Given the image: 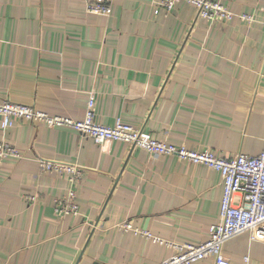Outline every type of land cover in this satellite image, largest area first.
<instances>
[{"label": "crops", "instance_id": "1", "mask_svg": "<svg viewBox=\"0 0 264 264\" xmlns=\"http://www.w3.org/2000/svg\"><path fill=\"white\" fill-rule=\"evenodd\" d=\"M214 1L251 19L208 21L184 1L165 11L154 0H112L103 16L84 0H0V99L81 120L93 93L102 125L121 119L190 150L258 155L264 0ZM0 140L22 152L0 161V264H157L172 248L117 223L197 245L219 220L221 174L205 164L22 119L0 128ZM40 158L82 167L77 216L54 212L71 184L41 172ZM222 253L230 264H264V240L244 232Z\"/></svg>", "mask_w": 264, "mask_h": 264}, {"label": "built area", "instance_id": "2", "mask_svg": "<svg viewBox=\"0 0 264 264\" xmlns=\"http://www.w3.org/2000/svg\"><path fill=\"white\" fill-rule=\"evenodd\" d=\"M84 1L86 12L89 14L109 16L112 12V0ZM180 1L194 6L197 15L208 21H230L235 17L242 20L251 19V15L235 14L227 10L222 3L214 0H154V5L156 10L170 11ZM95 100V95L91 93L83 118L74 120L60 115H50L32 105L0 99V128L4 130L10 127L13 119L44 122L49 127L64 125L75 129L83 136L92 138L97 143L105 140L121 141L151 154L173 155L190 163L205 164L218 171L222 179L219 220L210 225L206 241L197 245L168 242L152 237L150 232L134 227L130 222L117 223L119 229L153 238L158 243L172 248L171 255L157 264H192L206 258H213L215 264H230L222 253V246L226 241L244 232L248 233L252 240H264V150L255 156L238 153L230 157H219L210 149L195 151L157 140L142 129L121 119H116L111 126L102 125L95 118ZM7 157L21 158L22 152L6 141L0 140V161ZM37 163L41 172L57 173L66 177L71 184L64 195L55 199L54 212L57 215L77 216L79 209L73 185L78 181L82 167L42 158L38 159ZM236 195L239 196L237 202L234 199ZM27 199L33 201L35 196L27 195ZM244 259L247 260V257Z\"/></svg>", "mask_w": 264, "mask_h": 264}]
</instances>
